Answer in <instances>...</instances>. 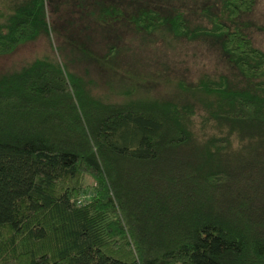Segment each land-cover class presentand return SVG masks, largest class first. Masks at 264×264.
Wrapping results in <instances>:
<instances>
[{
    "label": "trees",
    "instance_id": "trees-1",
    "mask_svg": "<svg viewBox=\"0 0 264 264\" xmlns=\"http://www.w3.org/2000/svg\"><path fill=\"white\" fill-rule=\"evenodd\" d=\"M253 3L220 0L208 30L130 19L207 31L243 86L203 74L181 98L114 99L48 56L0 75V264H264V52L233 23ZM49 31L45 0H24L0 55Z\"/></svg>",
    "mask_w": 264,
    "mask_h": 264
},
{
    "label": "rangeland",
    "instance_id": "rangeland-1",
    "mask_svg": "<svg viewBox=\"0 0 264 264\" xmlns=\"http://www.w3.org/2000/svg\"><path fill=\"white\" fill-rule=\"evenodd\" d=\"M23 1L0 0V19ZM220 8V0H45L49 34L0 55V75L48 56L87 81L94 95L114 99L120 98L115 93L129 87L143 95L181 98L186 92L180 84L194 85L203 74L213 78L222 74L243 86L247 81L207 31L188 40L174 38L166 26L147 33L130 20L144 10L164 17L179 13L190 31L208 30L209 17L218 16ZM103 10L108 12L101 14ZM113 12L116 16L110 15ZM233 23L264 52V0H254ZM85 184L91 186V180L85 178Z\"/></svg>",
    "mask_w": 264,
    "mask_h": 264
}]
</instances>
